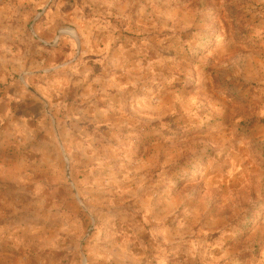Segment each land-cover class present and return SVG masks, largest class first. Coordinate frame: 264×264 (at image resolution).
Wrapping results in <instances>:
<instances>
[{"label": "rangeland", "instance_id": "374dc122", "mask_svg": "<svg viewBox=\"0 0 264 264\" xmlns=\"http://www.w3.org/2000/svg\"><path fill=\"white\" fill-rule=\"evenodd\" d=\"M0 264H264V0H0Z\"/></svg>", "mask_w": 264, "mask_h": 264}]
</instances>
